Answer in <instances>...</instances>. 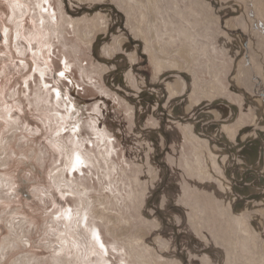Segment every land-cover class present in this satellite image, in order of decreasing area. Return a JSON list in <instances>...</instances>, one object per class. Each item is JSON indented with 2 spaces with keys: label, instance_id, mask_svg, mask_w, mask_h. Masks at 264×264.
Listing matches in <instances>:
<instances>
[{
  "label": "rangeland",
  "instance_id": "374dc122",
  "mask_svg": "<svg viewBox=\"0 0 264 264\" xmlns=\"http://www.w3.org/2000/svg\"><path fill=\"white\" fill-rule=\"evenodd\" d=\"M0 264H264V0H0Z\"/></svg>",
  "mask_w": 264,
  "mask_h": 264
},
{
  "label": "bare ground",
  "instance_id": "6f19581e",
  "mask_svg": "<svg viewBox=\"0 0 264 264\" xmlns=\"http://www.w3.org/2000/svg\"><path fill=\"white\" fill-rule=\"evenodd\" d=\"M78 156H80V155L78 154ZM80 162H81V158H80V157H77V158H76V164H75V167H76V165L79 166ZM92 236H94L97 240H99V238H101V237L99 236V234L97 233V230H96V232L93 233ZM98 236H99V237H98ZM99 242H100V241H99Z\"/></svg>",
  "mask_w": 264,
  "mask_h": 264
}]
</instances>
